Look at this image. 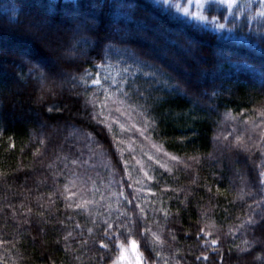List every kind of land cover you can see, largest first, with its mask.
Masks as SVG:
<instances>
[{"label":"trees","instance_id":"obj_1","mask_svg":"<svg viewBox=\"0 0 264 264\" xmlns=\"http://www.w3.org/2000/svg\"><path fill=\"white\" fill-rule=\"evenodd\" d=\"M229 35L160 0H0V264H112L128 218L147 264H264V46Z\"/></svg>","mask_w":264,"mask_h":264},{"label":"snow or ice","instance_id":"obj_2","mask_svg":"<svg viewBox=\"0 0 264 264\" xmlns=\"http://www.w3.org/2000/svg\"><path fill=\"white\" fill-rule=\"evenodd\" d=\"M161 4L165 6L169 12L174 8L177 13H183L185 17H190L204 26L211 25L214 31L223 33L227 31L229 35L227 38L236 39V38H245L248 37L249 34L259 35L260 36V44L264 46V0H256L258 7L253 6V0H245L243 6L238 5V0H186L187 6H181L180 3H174L173 0H160ZM192 5H195L196 11H190ZM121 7H132V5H121ZM220 9H224V11H220ZM236 9V11H234ZM225 12L227 15H225ZM13 18H15V11L13 10ZM244 16L245 20L243 22L240 21V17ZM231 17V20H229ZM221 20L226 21V23L221 22ZM230 24L231 26H228ZM255 24V26H254ZM239 32L243 34L240 37L234 35V33ZM261 80L264 83V72L261 73ZM93 84H99V79H93ZM49 111H52L49 108ZM237 142H240V137H236ZM241 150H247V146L240 144ZM175 159V157H173ZM75 163V161H73ZM147 175V173H145ZM261 184H264V171L259 173ZM150 178V177H149ZM65 190L67 191V186H65ZM95 191V189H93ZM122 195V193H121ZM69 199L71 197H68ZM127 199V198H126ZM90 201L86 199H81V203L77 204L76 207L80 208L83 204H88ZM131 203V201H128ZM71 206V205H69ZM139 205H137L138 207ZM167 216V212L164 213ZM105 228L103 231V237L100 241V248L108 249L109 244L113 246L114 249H118L115 254V258L112 261V264H147V259L144 257L143 252L138 251L139 245L135 240L131 241L132 252L134 255L130 257L127 255L128 249L124 243L121 242V237L125 240L128 239L129 236L134 234V230L137 228V222L128 218L127 223H122L116 225L115 231L113 230V224L108 220L104 222ZM249 223H253L251 218L249 219ZM79 227V225H77ZM123 228V232L121 229ZM92 229H89V233H91ZM143 231L146 233H151V229H149L146 225L143 227ZM71 233H69V236ZM153 238V244L155 250L156 243H162L159 235L156 233H151ZM205 235H211V233H205ZM105 240L108 243H105ZM205 243H209L205 241ZM218 243L217 239H212L210 244L215 246ZM245 244L249 242L244 241ZM147 244V241H146ZM247 251L248 249H244ZM159 255V253H157ZM201 257H197L200 259ZM204 260H207V256H203Z\"/></svg>","mask_w":264,"mask_h":264},{"label":"rangeland","instance_id":"obj_3","mask_svg":"<svg viewBox=\"0 0 264 264\" xmlns=\"http://www.w3.org/2000/svg\"><path fill=\"white\" fill-rule=\"evenodd\" d=\"M185 6V5H184ZM187 6V4H186ZM190 11H196L195 9V5H192L191 8H190ZM183 14V13H182ZM192 19V18H191ZM127 255H129L130 257H132L134 255V253L132 252V246L130 248H128V252H127Z\"/></svg>","mask_w":264,"mask_h":264}]
</instances>
